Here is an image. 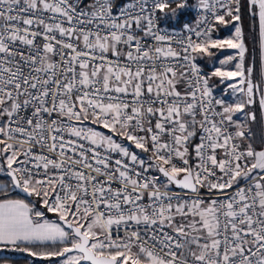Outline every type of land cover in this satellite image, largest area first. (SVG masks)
Segmentation results:
<instances>
[{
    "label": "snow or ice",
    "instance_id": "1",
    "mask_svg": "<svg viewBox=\"0 0 264 264\" xmlns=\"http://www.w3.org/2000/svg\"><path fill=\"white\" fill-rule=\"evenodd\" d=\"M247 4L264 63V0ZM242 6L0 0V194L42 206L0 200V245L62 264H264V147L246 111L257 93L264 109V72L257 83L245 64ZM190 7L183 38L160 29ZM229 24L233 38H213ZM223 48L234 70L203 74L197 56ZM212 78L233 81L238 102L214 99ZM49 242L60 246H26Z\"/></svg>",
    "mask_w": 264,
    "mask_h": 264
},
{
    "label": "trees",
    "instance_id": "2",
    "mask_svg": "<svg viewBox=\"0 0 264 264\" xmlns=\"http://www.w3.org/2000/svg\"><path fill=\"white\" fill-rule=\"evenodd\" d=\"M122 2V0H121ZM193 3H195V0H192ZM175 7V5H173ZM192 8H187L185 11L179 13L177 16L173 18H165L161 16L162 19L165 20V26L167 27H178L186 22H190L193 19L192 16ZM242 16L243 13H241ZM251 22L254 23V19L250 18L248 21V24ZM228 30L225 28H222V25L217 26L216 31L212 33V35H215L221 39L224 38L227 34ZM249 39L247 43L249 44L250 50H249V59H248V66L250 63V60L252 62V67L254 69V77H255V82L259 83L261 80V73H262V68H261V57H260V51H259V40H258V34H257V28L254 27L252 29V32H248ZM196 62L199 64V66L203 69L206 68L205 64L202 63L199 60H196ZM202 63V64H201ZM257 99V96H256ZM255 115H256V120L253 121L252 123H249V129L251 131V142H261L262 137H263V125H262V119H261V112L259 107L256 106L255 108ZM141 156L143 158H147L145 154L141 153ZM2 182V180H0ZM3 199H23L25 202L29 203L30 206L32 204L36 205L39 207V201L35 197H30L27 199H24L17 194H15L12 190L7 193V195L0 194V200ZM45 217L50 218V215H45ZM54 219L58 220V217L55 216L53 217ZM24 246V245H22ZM29 248H32L36 251H54L56 250L57 247L60 245L57 244H29L26 245ZM60 258H52L49 260H41L38 257L35 256H29L26 252L14 250L13 246H0V264H56Z\"/></svg>",
    "mask_w": 264,
    "mask_h": 264
},
{
    "label": "rangeland",
    "instance_id": "3",
    "mask_svg": "<svg viewBox=\"0 0 264 264\" xmlns=\"http://www.w3.org/2000/svg\"><path fill=\"white\" fill-rule=\"evenodd\" d=\"M242 11L241 13H243L244 16H242V20L239 22L238 26H241L244 32V39H245V45L247 48V53L245 56V64L246 66H248V59H249V44L247 43L248 39H249V35L248 32H252V29L254 27L257 28V34H258V40H259V51H260V57H261V70L262 72H264V63H262V55H261V47H260V38H259V23H258V17H254L251 13V10L248 7L247 4V0H242ZM252 18L254 19V23L251 24V22L248 24L249 19ZM222 28H225L228 30L226 36L224 38L219 39L216 34L212 35L214 39H219V40H224V39H230L234 37V26L232 24H229L227 26L222 25ZM214 55L211 57L208 56H198L197 60L201 61L202 63L205 64L206 68L203 69L204 74L210 75L212 71L216 70L217 68H223L224 70H234V65L236 63L235 60L227 63V64H221L220 61L222 60H227V58L229 56H237V50L236 49H228V48H223V49H213L212 50ZM206 57V58H205ZM201 63V64H202ZM211 86H212V92H213V97L215 99H219L221 101H223V103L225 105H232L236 102H238V95L236 93H234L232 91V89L229 87V85L231 83H233V81H227V80H221L219 78H212L211 81ZM257 102H258V106H259V93H257ZM260 108V106H259ZM247 111V109H246ZM260 112H261V119H262V125H263V137H262V141L261 142H252L253 145L256 148H261L264 147V109L260 108ZM235 120H239V121H246V117L244 114H236L234 116ZM89 123V122H87ZM93 129L95 131H98L104 135H106L108 133L107 129H103V127H101L100 125L97 124H91L89 123ZM247 128L249 129V123L247 122ZM111 134V133H110ZM114 139H116L118 142H120V138L119 137H113ZM127 143V142H125ZM247 143V141L245 142ZM40 204V203H39ZM32 207L34 208H42L41 205L36 206L34 204H32ZM50 215V218L45 217V215ZM56 215L54 213H48L45 212L43 220H41L40 222L42 223L44 220H47L49 223H59L58 220L54 219L53 217H55ZM35 219V217H34ZM50 243V242H49ZM62 259L60 258L58 260V262L56 264H62Z\"/></svg>",
    "mask_w": 264,
    "mask_h": 264
},
{
    "label": "built area",
    "instance_id": "4",
    "mask_svg": "<svg viewBox=\"0 0 264 264\" xmlns=\"http://www.w3.org/2000/svg\"><path fill=\"white\" fill-rule=\"evenodd\" d=\"M148 3H149V5L152 3V0H148ZM183 11H185V10H181L179 13H181V12H183ZM192 16H193V19H192V21H190V22H186V23H190V24H192V26L193 27H195V18L197 17V15H198V13H197V11H196V9L195 8H192ZM168 18H173V17H168ZM166 22H165V20L164 19H162V18H160L159 19V21H158V25H159V27H160V29H162V30H166L169 34H175V36H176V38H183V35H182V33H183V25H185L186 23H184V24H182V25H180V26H178V27H167V26H165L164 24H165ZM196 62V61H195ZM196 64L199 66V64L196 62ZM199 68H200V70H201V72L204 74V71H203V69L199 66ZM214 98V97H213ZM215 99V98H214ZM217 110H219V108H217ZM79 126V125H78ZM84 127H91V128H93L89 123H87V122H85V124H84ZM103 129H105V128H103ZM106 135H111L109 132L106 134ZM246 182L245 181H243V180H241V182H240V186H244V184H245ZM174 192H180L181 190H179V189H172ZM183 195V194H182ZM188 197L185 195L184 196V199H187ZM203 198L204 199H208L209 198V196H208V194L205 192V193H203ZM212 198H215V197H212ZM122 234V233H121Z\"/></svg>",
    "mask_w": 264,
    "mask_h": 264
},
{
    "label": "water",
    "instance_id": "5",
    "mask_svg": "<svg viewBox=\"0 0 264 264\" xmlns=\"http://www.w3.org/2000/svg\"><path fill=\"white\" fill-rule=\"evenodd\" d=\"M250 67H252V63L250 64ZM174 189H175V188H174ZM12 191H13L15 194H17L18 196H20V197H22V198H24V199L30 198L29 196H27V194L21 192V191L18 190V189H13ZM58 222H59L60 224H62V222L59 221V219H58Z\"/></svg>",
    "mask_w": 264,
    "mask_h": 264
},
{
    "label": "flooded vegetation",
    "instance_id": "6",
    "mask_svg": "<svg viewBox=\"0 0 264 264\" xmlns=\"http://www.w3.org/2000/svg\"><path fill=\"white\" fill-rule=\"evenodd\" d=\"M252 62H251V60H250V63H249V66H250V64H251ZM261 82V80L259 81V83ZM256 106L257 107H259L258 106V102H257V99H256V103L255 104H253V105H251L250 107H249V109H247V111H252V112H255V108H256ZM260 109V108H259ZM253 121H251V122H248V123H252Z\"/></svg>",
    "mask_w": 264,
    "mask_h": 264
},
{
    "label": "crops",
    "instance_id": "7",
    "mask_svg": "<svg viewBox=\"0 0 264 264\" xmlns=\"http://www.w3.org/2000/svg\"><path fill=\"white\" fill-rule=\"evenodd\" d=\"M198 57V56H197ZM206 58V57H205ZM197 60V59H196ZM0 246H3V245H0ZM8 246H12V245H8Z\"/></svg>",
    "mask_w": 264,
    "mask_h": 264
}]
</instances>
